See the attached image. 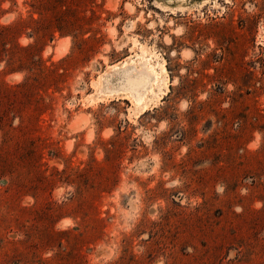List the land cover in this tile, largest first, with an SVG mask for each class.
Here are the masks:
<instances>
[{"label": "rangeland", "instance_id": "374dc122", "mask_svg": "<svg viewBox=\"0 0 264 264\" xmlns=\"http://www.w3.org/2000/svg\"><path fill=\"white\" fill-rule=\"evenodd\" d=\"M0 264H264V0H0Z\"/></svg>", "mask_w": 264, "mask_h": 264}, {"label": "bare ground", "instance_id": "6f19581e", "mask_svg": "<svg viewBox=\"0 0 264 264\" xmlns=\"http://www.w3.org/2000/svg\"><path fill=\"white\" fill-rule=\"evenodd\" d=\"M147 81L148 80L145 77H139V78L132 79L131 77L125 76V78L123 79V85H121V86L123 88H125V90L128 89V90H131L132 92H138L137 89L139 87L142 88V86L144 87L146 84H148ZM125 90H123V91H125Z\"/></svg>", "mask_w": 264, "mask_h": 264}]
</instances>
